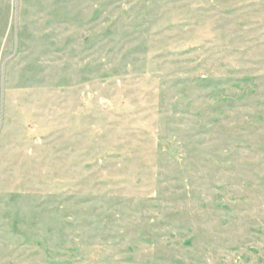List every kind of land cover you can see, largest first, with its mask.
<instances>
[{
	"label": "rangeland",
	"instance_id": "rangeland-1",
	"mask_svg": "<svg viewBox=\"0 0 264 264\" xmlns=\"http://www.w3.org/2000/svg\"><path fill=\"white\" fill-rule=\"evenodd\" d=\"M0 264H264V0H0Z\"/></svg>",
	"mask_w": 264,
	"mask_h": 264
}]
</instances>
